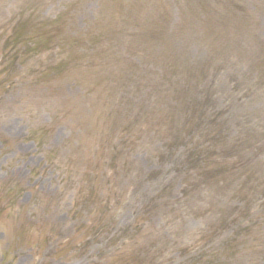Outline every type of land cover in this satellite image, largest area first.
<instances>
[{
	"label": "rangeland",
	"instance_id": "obj_1",
	"mask_svg": "<svg viewBox=\"0 0 264 264\" xmlns=\"http://www.w3.org/2000/svg\"><path fill=\"white\" fill-rule=\"evenodd\" d=\"M0 264H264V0H0Z\"/></svg>",
	"mask_w": 264,
	"mask_h": 264
},
{
	"label": "trees",
	"instance_id": "obj_2",
	"mask_svg": "<svg viewBox=\"0 0 264 264\" xmlns=\"http://www.w3.org/2000/svg\"><path fill=\"white\" fill-rule=\"evenodd\" d=\"M12 41H18V38H16V37L13 38V37H11V38H10V43H11V44H12ZM93 237H95V236H92V238H93ZM109 242H110V241H109Z\"/></svg>",
	"mask_w": 264,
	"mask_h": 264
}]
</instances>
